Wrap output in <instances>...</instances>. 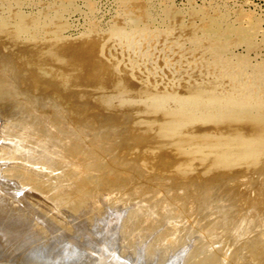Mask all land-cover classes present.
Wrapping results in <instances>:
<instances>
[{"label":"rangeland","instance_id":"374dc122","mask_svg":"<svg viewBox=\"0 0 264 264\" xmlns=\"http://www.w3.org/2000/svg\"><path fill=\"white\" fill-rule=\"evenodd\" d=\"M0 182V264H264V0H0Z\"/></svg>","mask_w":264,"mask_h":264},{"label":"bare ground","instance_id":"6f19581e","mask_svg":"<svg viewBox=\"0 0 264 264\" xmlns=\"http://www.w3.org/2000/svg\"><path fill=\"white\" fill-rule=\"evenodd\" d=\"M134 1V0H133ZM117 2V1H116ZM161 8V7H160ZM158 9V8H157ZM238 10V9H237ZM34 12V11H33ZM61 17V16H60ZM161 18V17H160ZM190 19V18H189ZM43 23V22H42ZM219 24V23H218ZM28 30V29H27ZM218 33V32H217ZM29 35V34H28ZM114 42V41H113ZM117 44V43H116ZM239 46V45H238ZM220 49V48H219ZM229 59V58H228ZM240 63V62H239ZM235 72V71H234ZM237 73V72H236ZM227 83V82H226ZM246 85V84H245ZM250 87V86H249ZM243 88V87H242ZM246 88V87H245ZM230 89V88H229ZM247 89V88H246ZM242 90V89H241ZM251 90V89H250ZM248 91V90H247ZM247 91L246 92H244V91H236L235 92V95H234V97H231V99H230V104L232 105V106H235V107H237V106H239V105H241V106H243V105H245L246 103H243V102H245L243 99H246L247 98V96H249V95H251V94H249V93H247ZM254 91V90H253ZM238 92V93H237ZM255 92V91H254ZM234 93V92H233ZM253 93V92H252ZM233 95V94H232ZM257 95V94H256ZM252 96V95H251ZM250 97V96H249ZM252 99V98H251ZM250 99V100H251ZM249 100V101H250ZM254 101V100H253ZM247 102V101H246ZM199 105H201V104H199ZM221 105V104H220ZM250 105V104H249ZM202 106V105H201ZM197 107H198V105H197ZM200 107V106H199ZM211 107V106H210ZM221 107V106H220ZM226 107V106H225ZM231 107V106H230ZM235 107H233V108H235ZM257 107V106H256ZM213 108H215L214 106H213ZM254 108V107H253ZM206 110V109H205ZM207 110H209V109H207ZM213 110V109H212ZM233 110V109H232ZM211 111V110H210ZM225 111V110H224ZM208 112V111H207ZM221 112V111H220ZM229 113V112H228ZM217 114V113H216ZM218 115V114H217ZM24 137V136H23ZM22 137V138H23ZM231 140V139H230ZM229 140V141H230ZM232 142H233V140H232ZM236 142V141H235ZM238 142V141H237ZM236 142V143H237ZM238 144V143H237ZM240 144V143H239ZM39 145V144H38ZM229 145V144H228ZM243 145H246V144H243ZM28 148V147H27ZM222 148H224L225 149V147H222ZM234 148V147H233ZM241 148V147H240ZM232 149V148H231ZM28 150V149H27ZM34 150V149H33ZM32 150V151H33ZM47 150V149H46ZM221 150H223V149H221ZM38 151H40V150H38ZM232 151H234V150H232ZM240 151V150H239ZM243 151V150H242ZM222 152V151H221ZM231 152V151H230ZM26 153V152H25ZM243 153V152H242ZM257 153V152H256ZM20 154V153H19ZM29 154V153H28ZM21 155H22V153H21ZM34 155V154H33ZM222 155H224L223 153H222ZM17 156V155H16ZM26 156V155H25ZM52 156V155H51ZM54 156V155H53ZM50 157V156H49ZM26 158V157H25ZM32 159V158H31ZM43 159V158H42ZM37 160V159H36ZM39 160V159H38ZM38 162V161H37ZM45 162V161H44ZM34 164V163H33ZM33 173V172H32ZM4 179V178H3ZM5 180V179H4ZM10 180V179H9ZM15 181V180H14ZM10 182V181H9ZM1 183V182H0ZM5 183V182H4ZM6 183H8V182H6ZM5 183V184H6ZM4 184V185H5ZM13 184H16V183H13ZM1 185H2V183H1ZM6 187V186H5ZM4 187V188H5ZM3 188V186L1 187V189ZM63 188H65V187H63ZM7 189V188H6ZM3 190H5V189H3ZM10 189H8V191H9ZM1 191V190H0ZM7 191V190H6ZM11 191V190H10ZM18 191V190H17ZM26 191V190H25ZM20 193L22 192V190L21 191H19ZM66 192H67V190H66ZM65 192V193H66ZM70 192V191H69ZM13 193H15V192H13ZM27 193V192H26ZM26 193H24L25 195H26ZM54 193V192H53ZM55 193H58V192H55ZM60 193V192H59ZM80 194V193H79ZM10 196H11V193L9 194ZM15 195V194H14ZM13 195V196H14ZM20 195V194H19ZM22 195V194H21ZM62 195V194H61ZM65 195V194H64ZM67 195V194H66ZM13 196H11V197H13ZM27 196V195H26ZM58 196V195H57ZM1 197V196H0ZM23 197V196H22ZM58 197H60V196H58ZM66 197V196H65ZM4 198V197H3ZM26 198V197H25ZM33 198V197H32ZM63 198V197H62ZM69 198V197H68ZM1 199V198H0ZM16 199V198H15ZM21 197H20V199H17V200H20L21 201ZM54 199H55V197H54ZM94 199V198H93ZM57 200V199H56ZM1 201V200H0ZM51 201V200H50ZM64 201V200H63ZM67 201H68V199H67ZM3 202V201H2ZM1 202V203H2ZM18 202V201H17ZM24 202V201H23ZM25 202H26V200H25ZM25 202H24V205H26L25 204ZM47 202V201H46ZM56 202V201H55ZM20 203H22V201L20 202ZM45 203V202H44ZM50 203V202H49ZM60 203H61V200H60ZM64 203V202H63ZM6 203H4L3 204V207H4V205H5ZM23 204V203H22ZM60 205V204H59ZM58 205V206H59ZM61 205H62V203H61ZM64 205H65V203H64ZM68 205V202H67V204L65 205V206H67ZM6 206V205H5ZM54 206V205H53ZM57 206V205H56ZM1 207V206H0ZM8 207V206H7ZM60 207V206H59ZM46 208V207H45ZM51 208V207H50ZM49 208V209H50ZM1 209V208H0ZM54 208H52L51 210H53ZM2 210H3V208H2ZM35 210H38V209H35ZM56 210V209H55ZM58 210V209H57ZM60 210V209H59ZM31 212L33 211L32 209L30 210ZM54 211V210H53ZM38 212V211H37ZM50 212V211H49ZM58 212H61V210L60 211H58ZM82 212V211H81ZM0 221L3 223V221H4V218H5V220H7V218L8 219H11V218H9V217H5L4 216V218H3V216H2V214L4 215V213H3V211L1 212L0 211ZM51 213H53L52 211H51ZM62 213V212H61ZM64 213V212H63ZM34 214H36V212L34 213ZM33 214V216H35ZM54 214H56V213H54ZM32 215V214H31ZM81 215V214H80ZM101 215V214H100ZM14 216V215H13ZM12 216V217H13ZM79 216V215H78ZM82 216V215H81ZM15 217V216H14ZM22 217V216H21ZM20 217V218H21ZM24 218L26 217V215L25 216H23ZM57 217H59V218H68V214H66L65 215V213L64 214H58L57 215ZM16 218H18V217H16ZM20 218H18V221H19V219ZM98 218V217H97ZM100 219V218H99ZM105 219V218H104ZM22 220H24V219H22ZM13 221H16L15 219L13 220ZM28 221V220H27ZM98 222H99V220H97ZM0 222V223H1ZM6 222L7 221H5V223H3V224H6ZM95 222H96V219H95ZM11 223H12V221H11ZM11 223H9V224H11ZM24 223V222H23ZM32 223V222H31ZM21 224V223H20ZM25 224V223H24ZM28 224V223H27ZM27 224H25V226H27ZM50 225H51V223H49ZM96 224V223H95ZM7 225V227L9 228V226H8V224H6ZM15 225V224H14ZM13 225V226H14ZM16 225H18V224H16ZM23 225V224H22ZM28 225H30V224H28ZM46 225V224H45ZM48 225V224H47ZM19 226H21V225H19ZM49 226V225H48ZM98 226V225H97ZM1 227V226H0ZM21 227H23V226H21ZM45 227V226H44ZM50 227V226H49ZM48 227V228H49ZM54 227V226H53ZM96 227V226H95ZM4 228V227H3ZM14 227H12V228H10V229H13ZM25 228V227H24ZM24 228H22L23 229V231H21V232H18L17 233V231L15 232L14 231V229L13 230H9V229H7L8 231H10V232H6V231H4V230H2V228H0V241H1V244H3V246H5L7 249H8V247L7 246H10L9 248L11 249H14V250H18V251H20L22 248H24V247H29V246H32V244L30 245V241L31 240H29V239H31L32 237H34L35 236V238H36V235H37V233H42L44 230H45V228H44V230L43 231H39V232H37L38 230L36 229V231L35 230H33V229H31L30 227H29V230L26 228L25 230H24ZM35 228V227H34ZM51 228H52V226H51ZM15 229H17V228H15ZM19 229V228H18ZM22 229H20V230H22ZM47 229V228H46ZM81 230H83L82 228H80ZM5 230H6V227H5ZM19 230V231H20ZM86 230V229H85ZM89 230V229H88ZM12 231V232H11ZM46 231H50L49 229L48 230H46ZM54 231V230H53ZM52 230H51V232H53ZM50 232V233H51ZM55 232V231H54ZM53 232V233H54ZM53 233H51V234H53ZM39 234V235H40ZM43 234V236L44 237H46L45 235H44V232L42 233ZM42 234H41V236H42ZM46 234V233H45ZM47 234H49V233H47ZM90 234H92V233H90ZM98 235V234H97ZM105 235V234H104ZM116 235V234H115ZM38 236V235H37ZM106 236V235H105ZM38 238H39V236H38ZM37 238V239H38ZM43 238V237H42ZM41 238V239H42ZM50 238V237H49ZM44 239V238H43ZM47 239V238H46ZM116 239V238H115ZM33 241H34V239H32ZM35 241H36V239H35ZM109 241V240H108ZM38 242H40V240H38ZM48 242H50V239L48 240ZM105 242V241H104ZM107 242V241H106ZM33 243V242H32ZM34 243H36V242H34ZM47 243V242H46ZM60 243V242H59ZM47 245V244H46ZM104 245V244H103ZM4 247V248H5ZM46 247V246H45ZM51 247V246H50ZM54 247V246H53ZM33 248V247H32ZM20 249V250H19ZM48 249V248H47ZM98 249V248H97ZM51 250V249H50ZM49 250V251H50ZM49 251H46V252H49ZM6 252V251H5ZM39 252V251H38ZM44 252H45V250H44ZM64 252V251H63ZM102 252V251H101ZM20 255V254H19ZM29 255V254H28ZM66 256V255H65ZM95 257V256H94ZM51 258V257H50ZM64 259V258H63ZM97 259V258H96ZM132 261V260H131ZM175 262H177V261H175Z\"/></svg>","mask_w":264,"mask_h":264}]
</instances>
